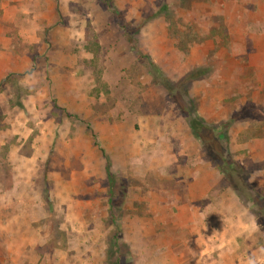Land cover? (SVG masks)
Segmentation results:
<instances>
[{
    "label": "rangeland",
    "instance_id": "374dc122",
    "mask_svg": "<svg viewBox=\"0 0 264 264\" xmlns=\"http://www.w3.org/2000/svg\"><path fill=\"white\" fill-rule=\"evenodd\" d=\"M163 157L241 168L264 249V0H0V264H138Z\"/></svg>",
    "mask_w": 264,
    "mask_h": 264
},
{
    "label": "crops",
    "instance_id": "0c3cea01",
    "mask_svg": "<svg viewBox=\"0 0 264 264\" xmlns=\"http://www.w3.org/2000/svg\"><path fill=\"white\" fill-rule=\"evenodd\" d=\"M173 160L156 162L159 182L169 179L175 186L169 199L163 190L155 194L153 220L138 223V264H264L255 218L231 187L215 188L218 169L207 162L175 174ZM168 168L174 172L162 175Z\"/></svg>",
    "mask_w": 264,
    "mask_h": 264
},
{
    "label": "trees",
    "instance_id": "16d2710c",
    "mask_svg": "<svg viewBox=\"0 0 264 264\" xmlns=\"http://www.w3.org/2000/svg\"><path fill=\"white\" fill-rule=\"evenodd\" d=\"M139 59L143 61V65L147 68L148 73L152 76L153 83L155 85L160 84L159 78H160V72L154 65V63L150 60L149 56L146 54H138ZM218 171L222 174L225 175L227 174L230 178L232 174H236L237 176L242 173L241 168H239L236 164H232L229 162H226L224 160L221 161V163H215L214 165ZM236 172V173H234ZM230 187L236 192V195L238 198H243L244 201L246 202V205H249L250 202H254V197H253V191L250 189V187H247L244 183L243 180H233L230 179Z\"/></svg>",
    "mask_w": 264,
    "mask_h": 264
}]
</instances>
